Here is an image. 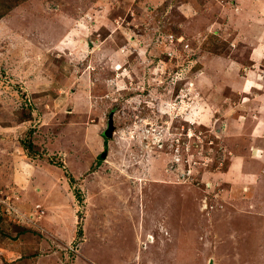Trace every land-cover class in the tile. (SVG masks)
Wrapping results in <instances>:
<instances>
[{
    "label": "rangeland",
    "instance_id": "obj_1",
    "mask_svg": "<svg viewBox=\"0 0 264 264\" xmlns=\"http://www.w3.org/2000/svg\"><path fill=\"white\" fill-rule=\"evenodd\" d=\"M262 45L264 0L9 12L0 264H264Z\"/></svg>",
    "mask_w": 264,
    "mask_h": 264
},
{
    "label": "trees",
    "instance_id": "obj_2",
    "mask_svg": "<svg viewBox=\"0 0 264 264\" xmlns=\"http://www.w3.org/2000/svg\"><path fill=\"white\" fill-rule=\"evenodd\" d=\"M25 1L27 0H0V20ZM26 150L30 151L31 146H28Z\"/></svg>",
    "mask_w": 264,
    "mask_h": 264
},
{
    "label": "crops",
    "instance_id": "obj_3",
    "mask_svg": "<svg viewBox=\"0 0 264 264\" xmlns=\"http://www.w3.org/2000/svg\"><path fill=\"white\" fill-rule=\"evenodd\" d=\"M264 45H262L261 49L259 50V53L262 57V60L264 59ZM263 158H264V153H263ZM263 161V160H262ZM236 164L240 165L242 167V163H243V158H238L237 161H235ZM254 175L252 173H247V174H244V179L245 181H251L253 178Z\"/></svg>",
    "mask_w": 264,
    "mask_h": 264
},
{
    "label": "water",
    "instance_id": "obj_4",
    "mask_svg": "<svg viewBox=\"0 0 264 264\" xmlns=\"http://www.w3.org/2000/svg\"><path fill=\"white\" fill-rule=\"evenodd\" d=\"M112 131H113L112 121L109 120V122H108V129H107L106 132L104 133V137H106V138H110V137L112 136ZM100 157H101V158H105V155L102 154Z\"/></svg>",
    "mask_w": 264,
    "mask_h": 264
}]
</instances>
